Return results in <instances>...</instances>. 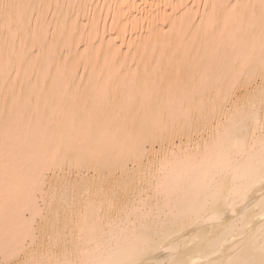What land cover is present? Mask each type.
<instances>
[{"label":"bare ground","instance_id":"1","mask_svg":"<svg viewBox=\"0 0 264 264\" xmlns=\"http://www.w3.org/2000/svg\"><path fill=\"white\" fill-rule=\"evenodd\" d=\"M5 2L20 7L10 16L0 8V262L120 264L142 249L145 232L147 264H228L250 243L259 247L264 133L254 121L207 154L213 132L181 124L169 134L166 152L158 155L159 144L156 151L148 145L149 181L128 180L127 192L124 182L141 168L129 157L134 126L161 114L167 119L186 95L198 102L202 96L210 111L226 95L258 92L264 84L261 0ZM213 5L241 7L232 16L230 8ZM233 64L252 70L239 78L229 71ZM6 125L16 145L7 170ZM53 137L101 161L36 172L37 149ZM253 163L257 170L249 177ZM114 187L116 207L109 195ZM216 192L213 204L209 196ZM25 220L36 222V231L22 255L15 230Z\"/></svg>","mask_w":264,"mask_h":264},{"label":"snow or ice","instance_id":"2","mask_svg":"<svg viewBox=\"0 0 264 264\" xmlns=\"http://www.w3.org/2000/svg\"><path fill=\"white\" fill-rule=\"evenodd\" d=\"M18 7L20 6L7 2L0 4V8L3 9L6 16H10L12 11ZM217 7L225 11L230 8V15L235 16L237 14V9L241 6L213 5L214 9ZM250 7L254 9L256 6L252 5ZM259 7L261 9V30L262 33H264V0H261ZM212 23L214 26L213 30H215V27H218L220 24V16L218 14L212 18ZM225 23H227V19H225ZM251 70L252 66L250 64L241 67H237L236 64H233L229 69L230 73L239 78H242L246 73H250ZM260 72L262 77H264V50H262L260 59ZM185 104L188 105L187 110L184 108ZM229 105H231V107H229ZM253 121L259 125L262 133H264V84L261 85L258 92H253L242 99H236L226 95L224 100L214 104L210 111H206L205 101L202 96L199 102L197 101V96L195 94L181 97L179 107L177 108L175 104H173V107L169 110L167 119L163 114H161L147 119L146 122L141 124L138 129L134 126L133 133L130 136V140L134 147L132 152L129 154V157L131 158L134 156L138 161H140L141 168L138 172L134 170L135 174H129L127 176L124 182L125 192H127L128 180H131L132 183H135L138 178L141 181H149L152 168L151 166H143V161L145 159H150V150L148 145L152 144V151H156L158 143V155L166 152L169 134L179 125L183 124L188 126L195 122L198 130L202 125L205 130H211L213 132L210 142H207L204 147V152L207 154L210 149L222 148L224 143L231 137L237 128L247 125ZM3 147L5 169L7 170L9 164L15 162L16 154V145L13 133L7 125ZM197 152H199V147H197ZM100 161L101 157L88 153L83 148L77 150L74 146L65 147L62 142H56L53 137L49 143L41 145L37 149L35 171L41 172V170L46 169L51 172L70 162L80 165H90L94 162L99 164ZM256 170V165L253 163L249 166L247 175L249 177H254ZM259 176L261 182L264 183V152L261 153L259 161ZM207 181L208 177H206V186L208 192L212 193V184ZM109 195L112 197L111 203L113 207H116V201L119 198L120 192L116 187H114ZM209 200L215 204L219 200V192L209 196ZM262 207H264V205H262ZM7 227L8 224L6 222L5 228ZM35 231V225L25 220L24 224L15 230V240L17 241L15 251L22 255H26L28 250L25 249L23 245L29 238H35ZM142 239V249H138L136 252L132 253L128 259L121 261L120 264H147V261L143 259L142 256L143 251L151 245V240L146 232L142 234ZM0 264H3V262H0ZM11 264H17V262L12 261ZM20 264H43V262L33 257L30 259H24L20 262ZM171 264H187V262L173 260ZM206 264H215V262L207 260ZM228 264H264V227L260 229L259 247L257 248L255 243H250L243 253H241L237 258L229 260Z\"/></svg>","mask_w":264,"mask_h":264},{"label":"rangeland","instance_id":"3","mask_svg":"<svg viewBox=\"0 0 264 264\" xmlns=\"http://www.w3.org/2000/svg\"><path fill=\"white\" fill-rule=\"evenodd\" d=\"M189 1H190V0H189ZM181 7H183V6L181 5ZM178 12H179V11H178ZM178 12H177V13H174V14H176V15L180 14V12H179V13H178ZM101 15H103V13H102ZM174 16H175V15H174ZM126 26L128 27V25H126ZM162 27H163V26H162ZM145 28H146V26H145L143 29H145ZM159 28H160V27H159ZM165 28H167V26H166ZM98 30H100V29H98ZM98 30H97V32H98ZM140 30H141V29H140ZM140 30H139V32H140ZM142 31L144 32V30H142ZM141 33H142V32H141ZM141 33H140V34H141ZM94 34H96V32H94ZM94 36H95V35H94ZM136 36H137V34H136ZM94 42H96V41H94ZM96 44H97V42H96ZM192 136L195 137V133H194ZM129 164H130V163H128V165H129ZM130 165H131V164H130ZM130 165H129V166H130ZM66 167H67V166H66ZM66 167H65V170H69V168H70L69 172L71 171V174H72V175L76 172V170H75L74 167H72V166H71V167H67V168H66ZM130 167H131V166H130ZM81 172H83V171H81ZM116 173H117V172H116ZM75 174H76V173H75ZM72 175H71V176H72ZM73 177H74V176H72V179H73ZM108 178H109L108 181H109L110 179L112 180L111 177H108ZM111 180H110V181H111ZM108 181H107V184L110 185V183H108ZM107 184H105V186H107ZM55 186H58V185H55ZM35 223H36V222H35ZM35 223H34V225H35ZM35 247H36V246H35Z\"/></svg>","mask_w":264,"mask_h":264}]
</instances>
